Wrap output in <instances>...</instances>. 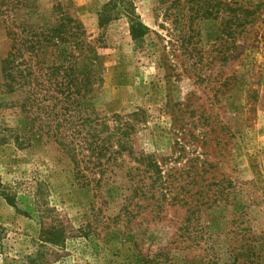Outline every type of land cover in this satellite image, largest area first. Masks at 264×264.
I'll list each match as a JSON object with an SVG mask.
<instances>
[{
	"label": "rangeland",
	"instance_id": "1",
	"mask_svg": "<svg viewBox=\"0 0 264 264\" xmlns=\"http://www.w3.org/2000/svg\"><path fill=\"white\" fill-rule=\"evenodd\" d=\"M127 1L149 29L138 43L122 15L99 28L109 0H0L17 31L65 16L82 25L92 50L79 68L102 78L91 104L107 118L137 113L133 151L161 171L150 179L127 156L102 175L75 166L27 132L0 72V264H237L264 247V0H202L212 15L193 22L196 0ZM243 9L254 15L239 27ZM46 228L64 241L42 243Z\"/></svg>",
	"mask_w": 264,
	"mask_h": 264
},
{
	"label": "trees",
	"instance_id": "2",
	"mask_svg": "<svg viewBox=\"0 0 264 264\" xmlns=\"http://www.w3.org/2000/svg\"><path fill=\"white\" fill-rule=\"evenodd\" d=\"M196 2L192 22L212 15V8L205 7L200 3L202 0ZM243 10L244 18H237L239 27L245 26L247 22L242 21L254 15V11ZM118 15L126 18L130 39L135 43L142 41L149 29L127 0H109L98 13L99 28L118 19ZM2 16H5L3 24L10 41L0 61L2 85L7 93L18 96L16 103L25 115L27 132L42 135L56 144L75 166L91 164L93 174L112 172L113 167L120 166L118 160L127 156L137 164L134 170L158 179L161 171L153 157L143 153L135 155L132 148L133 120L138 119V114L129 115L132 120H123L118 115L107 118L96 113L91 104L102 78L93 67L79 68L78 60L86 58L92 50L85 41L82 25L65 16L54 23L29 24L17 31L13 17L0 10ZM108 122L114 126L110 127ZM14 137L16 144L24 145V137ZM246 229L238 228L237 233L244 241L249 239ZM40 241L57 246L64 241V235L58 229L46 228L41 230ZM251 241L257 243L259 239L251 238ZM256 248L247 249L244 256L240 254V259L245 260L240 262L236 258L237 264H264V247ZM137 261V264H156L145 256L138 257Z\"/></svg>",
	"mask_w": 264,
	"mask_h": 264
}]
</instances>
